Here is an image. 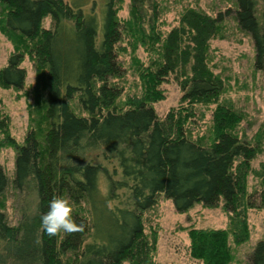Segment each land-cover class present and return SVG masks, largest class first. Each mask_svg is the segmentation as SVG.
Masks as SVG:
<instances>
[{"label": "trees", "instance_id": "16d2710c", "mask_svg": "<svg viewBox=\"0 0 264 264\" xmlns=\"http://www.w3.org/2000/svg\"><path fill=\"white\" fill-rule=\"evenodd\" d=\"M232 2V12L216 15L184 7L164 29L159 0H129L127 18L109 0L99 37L101 17L67 0H0V27L24 42H13L0 88H23L27 57L38 83L35 110L43 115L40 131L29 130L16 148L13 178L0 170V264H156L157 232L145 215L161 198L179 213L197 203L222 205L225 228L190 229L189 255L202 264L236 262L232 246L248 241V211L264 214V177L257 197L248 194L257 146L231 132L241 120L219 103L225 82L208 54L232 15L264 81V0ZM138 45L150 55L147 65L137 57ZM128 47L139 81L135 96L116 86L126 76L121 62ZM168 81L181 91L182 105L160 117L153 105L164 99ZM210 106L207 135L193 139L188 128L196 109ZM11 190L20 198L16 225L5 212ZM28 195L33 217L21 204ZM59 195L74 207L84 204L85 215L73 214L83 232L42 230L41 214ZM245 264H264V238Z\"/></svg>", "mask_w": 264, "mask_h": 264}, {"label": "rangeland", "instance_id": "374dc122", "mask_svg": "<svg viewBox=\"0 0 264 264\" xmlns=\"http://www.w3.org/2000/svg\"><path fill=\"white\" fill-rule=\"evenodd\" d=\"M109 0H67L75 7H79L86 14H94L99 23V37L102 36L103 13ZM161 4L160 16H162L164 29L174 25L180 10L195 8L208 14L216 15L234 9L232 0H159ZM120 18L129 15V0H117L116 4ZM44 26H49V20L44 21ZM13 38V39H12ZM23 45V41L15 39L0 27V69L3 68L13 52V42ZM251 42L247 36L239 31L232 15L226 16L222 23L218 37L211 42L208 63L213 72L219 74L225 82V88L220 96L219 103L228 105L237 117L239 124L231 131L241 139H247L252 146H257L255 159L250 164V173L247 177L248 194L254 198L262 190L261 181L264 177V81L253 67V51ZM30 44L24 45L26 51H30ZM130 48L124 52L122 67L126 76L116 83L125 95L135 96L138 76L132 68L129 56ZM23 53L25 51L23 50ZM142 65H147L149 54L139 45L136 51ZM145 60V61H144ZM134 66V65H133ZM26 71V80L21 90L13 88H0V170L13 178L14 160L16 148L24 143L27 132L31 129L38 133L42 127V112L35 110L37 102L34 98L36 73L34 63L25 57L21 64ZM164 99L153 105L156 114L160 117L171 109L182 105V93L172 82L161 86ZM39 106V105H38ZM40 107V106H39ZM214 106L196 109V118L193 129L188 131L193 139L207 135L211 125ZM5 131V132H3ZM205 140V139H204ZM11 142H14L12 144ZM14 191H9L5 197V212L13 225L20 219V201ZM23 206L27 204V214L35 215L34 196L24 197ZM73 207V214H86L84 204ZM247 224L249 229L248 241L236 247L232 246L236 262L232 264H245L252 248L264 238V214L258 208L248 211ZM145 219L151 228L157 232L156 264H202L189 255L190 229H223L228 215L222 205L217 207H205L200 203L195 204L190 210L179 213L174 209L173 203L167 199H159L158 203L145 215Z\"/></svg>", "mask_w": 264, "mask_h": 264}, {"label": "clouds", "instance_id": "9594fccd", "mask_svg": "<svg viewBox=\"0 0 264 264\" xmlns=\"http://www.w3.org/2000/svg\"><path fill=\"white\" fill-rule=\"evenodd\" d=\"M41 228L49 236H55L61 231L67 234L83 232L84 223L73 219V207L70 200L62 195L54 196L48 205V210L41 214Z\"/></svg>", "mask_w": 264, "mask_h": 264}]
</instances>
